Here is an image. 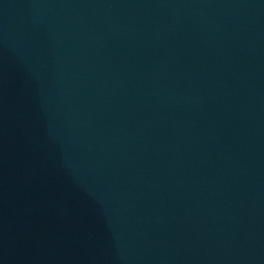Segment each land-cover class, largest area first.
<instances>
[{"label": "water", "instance_id": "water-1", "mask_svg": "<svg viewBox=\"0 0 264 264\" xmlns=\"http://www.w3.org/2000/svg\"><path fill=\"white\" fill-rule=\"evenodd\" d=\"M0 264H264V0H0Z\"/></svg>", "mask_w": 264, "mask_h": 264}]
</instances>
